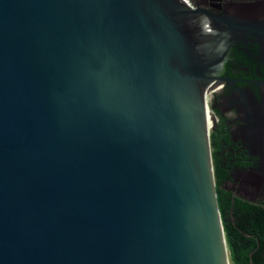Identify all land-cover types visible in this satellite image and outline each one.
<instances>
[{"label": "water", "instance_id": "1", "mask_svg": "<svg viewBox=\"0 0 264 264\" xmlns=\"http://www.w3.org/2000/svg\"><path fill=\"white\" fill-rule=\"evenodd\" d=\"M198 10L0 0V264H232Z\"/></svg>", "mask_w": 264, "mask_h": 264}, {"label": "flooded vegetation", "instance_id": "2", "mask_svg": "<svg viewBox=\"0 0 264 264\" xmlns=\"http://www.w3.org/2000/svg\"><path fill=\"white\" fill-rule=\"evenodd\" d=\"M189 3L200 9L190 29L213 78L206 99L224 185L264 204V0Z\"/></svg>", "mask_w": 264, "mask_h": 264}, {"label": "trees", "instance_id": "3", "mask_svg": "<svg viewBox=\"0 0 264 264\" xmlns=\"http://www.w3.org/2000/svg\"><path fill=\"white\" fill-rule=\"evenodd\" d=\"M216 193L232 264H264V204L234 195L215 156L218 142L210 136Z\"/></svg>", "mask_w": 264, "mask_h": 264}, {"label": "rangeland", "instance_id": "4", "mask_svg": "<svg viewBox=\"0 0 264 264\" xmlns=\"http://www.w3.org/2000/svg\"><path fill=\"white\" fill-rule=\"evenodd\" d=\"M224 187L226 188V186L224 185ZM233 192V194L234 195H237V196H240V197H242V198H245V199H247V200H250V201H253V202H261V201H263V199H261L260 197L257 199V201L256 200H253V199H251V198H249V197H245V196H243V195H238V194H236L234 191H232ZM229 250V249H228ZM229 255H230V252H229Z\"/></svg>", "mask_w": 264, "mask_h": 264}, {"label": "bare ground", "instance_id": "5", "mask_svg": "<svg viewBox=\"0 0 264 264\" xmlns=\"http://www.w3.org/2000/svg\"><path fill=\"white\" fill-rule=\"evenodd\" d=\"M207 24V23H206ZM213 89V88H212ZM208 116H209V118L211 119V121H212V119H213V116H212V113H211V111H210V109L208 110Z\"/></svg>", "mask_w": 264, "mask_h": 264}]
</instances>
